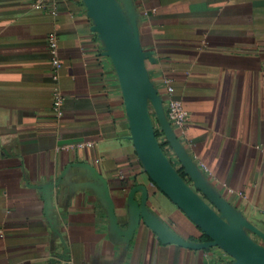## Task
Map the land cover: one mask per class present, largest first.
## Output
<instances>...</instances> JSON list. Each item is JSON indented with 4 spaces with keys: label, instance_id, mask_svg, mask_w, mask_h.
<instances>
[{
    "label": "crops",
    "instance_id": "0c3cea01",
    "mask_svg": "<svg viewBox=\"0 0 264 264\" xmlns=\"http://www.w3.org/2000/svg\"><path fill=\"white\" fill-rule=\"evenodd\" d=\"M115 1L141 56L164 154L216 213L264 247V0ZM165 79L189 113L188 143L166 116ZM211 242L144 169L84 1L0 0V264L233 261Z\"/></svg>",
    "mask_w": 264,
    "mask_h": 264
},
{
    "label": "water",
    "instance_id": "95a60500",
    "mask_svg": "<svg viewBox=\"0 0 264 264\" xmlns=\"http://www.w3.org/2000/svg\"><path fill=\"white\" fill-rule=\"evenodd\" d=\"M83 1L94 21V30L103 40L115 68L135 150L150 179L211 238V243L230 255L234 264H264V247L253 242L216 213L180 177L164 154L147 109L148 88L141 56L116 1ZM155 108L168 142L186 171H191L190 161L157 102ZM205 195L211 198L206 191Z\"/></svg>",
    "mask_w": 264,
    "mask_h": 264
},
{
    "label": "built area",
    "instance_id": "2783aa9c",
    "mask_svg": "<svg viewBox=\"0 0 264 264\" xmlns=\"http://www.w3.org/2000/svg\"><path fill=\"white\" fill-rule=\"evenodd\" d=\"M55 0H34V5L38 8L45 6L46 4L53 3ZM48 48L51 55L52 64L54 70L57 71L61 64L57 54V40L54 34L48 36ZM54 78H56V73H54ZM165 90L168 95V103L166 108V116L172 126L177 130L178 135L187 142L186 140V130L190 122L189 113L183 107L180 99L175 97L174 88L170 84L169 79L164 80ZM61 105L62 96L58 90H54L52 94V110L55 116H61ZM188 143V142H187ZM90 145V144H86ZM216 264H234L232 261H221Z\"/></svg>",
    "mask_w": 264,
    "mask_h": 264
},
{
    "label": "trees",
    "instance_id": "16d2710c",
    "mask_svg": "<svg viewBox=\"0 0 264 264\" xmlns=\"http://www.w3.org/2000/svg\"><path fill=\"white\" fill-rule=\"evenodd\" d=\"M156 136H157V132H156ZM180 175H181L182 177H184V174H183L182 172H180Z\"/></svg>",
    "mask_w": 264,
    "mask_h": 264
}]
</instances>
